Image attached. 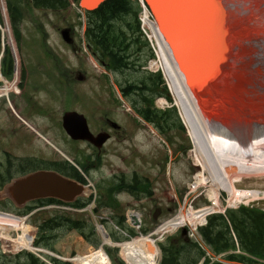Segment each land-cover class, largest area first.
I'll return each instance as SVG.
<instances>
[{
  "label": "rangeland",
  "instance_id": "1",
  "mask_svg": "<svg viewBox=\"0 0 264 264\" xmlns=\"http://www.w3.org/2000/svg\"><path fill=\"white\" fill-rule=\"evenodd\" d=\"M232 5L234 7V20H237L238 25L242 26V35L232 52V60H230L228 66L229 78L233 79L241 76L242 83L238 86L232 85V87L227 82L225 83L227 86L223 83L227 93L225 96L227 110L231 112L226 110L220 112L225 118L223 120L214 111L210 113V117L217 121L221 130H227L235 135L250 136L252 135L249 134L251 131L264 127V0H233ZM35 13L37 15L29 14L30 17L23 27L24 39L21 49L17 48L11 32L5 38L7 44L10 43L16 48L19 69L18 74L13 79L15 85L11 83L10 91L4 93V97L9 96L6 103L4 100L0 105V163L6 160L7 153L11 154L13 159L15 157H36L38 160L62 161L63 159L73 162L76 161L75 159L84 161V157H97L98 150L84 142L71 141L62 127L64 113L66 111H78L91 120L94 132L101 129L112 131L104 121L107 118L121 126L114 139L99 153L103 157L102 164L101 162L97 164L90 157V162L93 163L94 168L87 174L85 173V177L92 186L91 192L93 191L94 197L97 196L99 200L105 198L106 201H109L108 195L110 194L111 184L124 180L123 175L125 177L129 176V180L135 184L137 182L133 179L135 175L142 177V182H145L148 186L147 190L142 188V192L150 191L151 196L136 200L129 194L122 193L118 196V202H120L118 209L101 207L98 215L92 212L93 208H86L82 212L76 211L78 215L67 210L70 215H77L76 217L85 220L92 219L95 224H100L99 220H101V224L104 225L111 238V240L108 238L107 233H104L103 236L100 230L97 229V237L101 239L102 248H96L88 239L80 235L72 241V232L65 234L63 229H59L53 233L54 236L50 239L57 248V253L48 249L46 250L51 252V255L44 250H34L32 253L46 261H49V257L56 258L55 255L60 256L57 257L59 260L68 261L69 258L58 254L60 249L65 251L66 255L75 256L72 257V264H114L109 252H111V249H117L119 251L118 258L129 264L123 246L128 242L141 238L143 233L127 220L124 222V227L120 228L112 218L114 215H120V213L125 214L128 209H137L143 220L142 232L147 237L141 240L150 251L154 250V245L156 246L160 253L156 259L159 264L162 260V251L159 244L165 243L169 236L171 238L176 237L179 235L177 232L181 231L169 230V233L163 234V230L160 228L165 222L170 221L174 216H178L183 210V205H187V208H191L193 211L201 210L199 215L202 218H206L208 212H212L211 216L209 215L207 218L208 222L201 225L202 228L206 229L209 227L212 218L221 216L219 214H227L224 218L228 221L229 212L239 213L243 207L248 208L250 211H257V213L262 212L260 217L264 218L263 193L257 196L258 199H245L238 206L230 207L228 206L231 204L228 202L227 193L222 192V205L221 208H217L211 206L214 201L212 202L207 195L208 186H202L205 188L192 192L191 186L194 185L196 178L200 179L202 169L201 166L195 163L196 157L192 154L193 139H191V134H188L187 128L182 131L176 127L177 124L169 122L175 128L168 133H162L159 128L156 129V127L146 125L141 120L130 106L132 100L128 101L127 98H122L117 84V82L125 84L127 81H133L135 74L124 72L105 75L107 72L97 60L81 49L82 45L79 38L82 33V25L78 24L74 12H72V18H74L72 24L76 25V45L73 46L68 45L62 39L60 32L57 30L59 21L53 15L48 20L43 13L39 11ZM32 16L33 18L37 17L36 24L31 20ZM69 18L67 19L68 22ZM65 22L64 20L62 25H65ZM41 23H45L48 43L53 54L61 57L60 59L65 63L64 66L67 65L71 70H80L84 73L85 80L79 81L76 79L75 74L72 75V82L70 79L66 80L61 74V71L65 70L63 66L56 60L48 58L44 51L45 47L42 46V35L35 28V25ZM4 31H8V20H5ZM152 63H154L152 64L154 68L161 67L158 62L153 61ZM151 71L155 73L158 70L151 68ZM23 72L26 74L25 79L22 77ZM164 75L163 73V79L166 78ZM166 81L167 79H165L163 85L170 92V85ZM242 89L245 90V97L239 95V91ZM225 91L223 90V92ZM170 94L176 102L172 91ZM29 98H32V100H29ZM247 98L254 103L248 100L245 103L242 101ZM155 107L160 111H166L174 106L172 107L165 98L160 97L156 98ZM174 108L177 110L176 107ZM172 121L177 122L174 118ZM196 165L201 169L197 176L198 167ZM5 178L7 179V176ZM236 186L241 190L264 192V177H245L236 182ZM91 202L97 205L95 199ZM243 204L244 206H242ZM204 208L206 209L202 211ZM223 208H226V211L220 213L225 210ZM0 210L16 214L18 211L11 204L2 201L1 197ZM56 211L59 210L56 208L44 209L33 214L28 221L30 229L28 226L24 227V223L21 222L24 218L20 219L16 216L12 217L0 213V264H17V255L31 252L30 250L16 251L14 247L30 248L32 241L27 235L28 231L32 229L33 237H35L37 235V225L45 222ZM260 221L259 219L251 221V224L248 223L249 228L257 229L259 227L262 228L260 231H264V223ZM158 227L159 231L157 230ZM229 227L233 247L216 251L208 241L203 242L213 253L211 255L213 258L209 264L264 263V258L259 257L251 259L249 256H245L248 260L251 259L250 263H243L229 258L231 255L244 256L245 254L240 237L230 221ZM15 229H19V233L14 234L13 231L11 238L9 232ZM131 232L135 234L133 235ZM86 234L90 236V231ZM104 237L108 243H106ZM106 253L109 254L108 256L112 261Z\"/></svg>",
  "mask_w": 264,
  "mask_h": 264
},
{
  "label": "trees",
  "instance_id": "2",
  "mask_svg": "<svg viewBox=\"0 0 264 264\" xmlns=\"http://www.w3.org/2000/svg\"><path fill=\"white\" fill-rule=\"evenodd\" d=\"M7 3L12 27L18 41L21 40L20 24L28 10L32 11L37 8L43 12H53L55 15H63L70 7L69 0H7ZM140 10L139 5L133 0H107L99 9L89 13L91 19L88 25V44L92 53L101 60V63L107 69L115 72L131 71V73L135 74L133 81H127V83L120 85L125 98L129 101L132 100L133 108L147 122L159 128L162 133H168L175 128L169 122L177 124L176 127L178 129L185 131L174 107L166 111H160L155 107V100L159 96H165L171 101L168 90L163 85L161 74L139 71L140 64L143 61L138 63L137 57L144 48L146 50L147 46V43L142 40L140 30ZM37 28H39L45 41L46 31L43 24L38 25ZM56 59L58 62L59 58L56 57ZM2 66L4 74L11 78L14 73V58L9 48L6 49L2 59ZM137 71H139L138 74H136ZM62 74H64V77H67L69 72L63 70ZM173 118L177 121L176 123L172 121ZM38 162L47 163L48 166L52 165V167L67 173L71 177L83 178L81 172L68 161L47 162L39 160ZM77 162L84 171L88 172L87 164L85 166L84 162L79 160ZM6 172H8V177L13 173L10 168L4 174ZM133 179L137 181L135 191L138 198H141L143 194L151 196L149 191L142 192V188L144 190L148 189L145 182H142V177L135 175ZM3 180L5 178L1 181ZM129 181L131 180L126 179L124 176L122 182ZM115 188L114 183L111 184L110 191H114ZM256 213L257 211H250L248 208L243 207L239 213L229 212L228 221L223 215L216 216L210 220V225L207 229L203 228V234L216 251L227 250L234 246L230 234V221L240 237L241 245L244 246L243 250L256 257L264 258V231H260L262 228L259 227L257 229H250L248 226V223L251 224V221H257L258 219L261 220V223H264V218L260 217L262 212L257 213L259 215ZM59 229L66 230V233H68L67 231L72 232V241L80 235L88 239L95 247L101 243V239L97 237L96 228L92 221L73 219L70 215H55L40 224L37 244L56 251L57 248L50 239L54 236L52 234ZM89 231L90 236L86 234ZM160 246L163 251L161 264H197L204 254L203 251L195 248L191 242L183 237H170L165 243L160 244ZM58 252L66 255L63 250L59 249ZM117 252V249H111V252H109L113 258V263L125 264L124 261L118 258ZM16 258L18 259L17 264H44L29 252L17 255ZM229 258L238 261H251V259L248 260L245 256L231 255ZM53 261L55 264H72L59 259H53Z\"/></svg>",
  "mask_w": 264,
  "mask_h": 264
},
{
  "label": "bare ground",
  "instance_id": "3",
  "mask_svg": "<svg viewBox=\"0 0 264 264\" xmlns=\"http://www.w3.org/2000/svg\"><path fill=\"white\" fill-rule=\"evenodd\" d=\"M231 3H233V0H231ZM145 20L146 24L150 26L151 38L156 45L158 62L170 85V92L172 91L173 97L176 100V102L173 100L172 104L178 108L188 134H191V139H193L192 154L196 157L195 163L201 166L202 169L201 177L200 179H197L196 176L201 169L196 165L198 167V172L195 176V183L191 186V191L197 192L199 189L205 188L202 186H208L207 195L212 202L214 201L211 206L217 208H221L222 205V192L227 193L228 202L231 204L228 206L232 207L238 206L245 199H258L257 196H260L261 193L264 194V192H252L251 190L247 191L245 189H238L236 182L241 181L245 177H264V132L255 135L257 131H260V129H255L249 133L252 134L250 136H240L235 134L228 136L230 132L227 130H221L217 121L212 119L210 113H207L203 109L197 96L190 89L185 74L182 71L181 66L176 62L162 33L148 18ZM241 35L242 33L240 34V37L235 35L234 42H237L235 39L238 37L237 40L239 42ZM230 45L232 50L237 46V44H234L233 42ZM216 46L217 43H214V47ZM230 60H232L231 56ZM217 63L221 66V62L217 61ZM217 71L220 72L218 78L213 80L216 91L213 92V94L210 93L209 96L212 102L217 104V106L213 107L214 112H216L217 115L219 114L221 120H223L224 117L220 112L223 110L231 112L230 110H227V100H225L227 93L225 91L226 88L223 87V83L225 84L227 82L230 87H232V85L238 86V84L241 85L242 83V77L237 76L232 79L229 78L230 71L222 68L221 70L217 69ZM213 77L215 76H212V78ZM225 85L227 86V84ZM11 87L12 84H7L3 87L4 92L10 91ZM223 90L225 92H223ZM239 92V95L246 96L244 89ZM227 97L229 98L228 95ZM249 98L253 99L251 97ZM249 98L243 99L242 101L244 103L247 102V100L251 102ZM229 123H231V121H229ZM259 144L262 145L253 148ZM182 209V212L177 217L161 226L160 229H162L163 232H166L170 228L174 229L180 227L186 223H190L192 226H197L198 223L206 220V218H202V216L199 215L201 210L193 211L191 208L188 209L187 205H183ZM205 209L206 208L202 209V211ZM20 219L23 218L21 217ZM25 220L26 219L24 218L21 222L24 223V227H27L28 225ZM12 231L13 230L9 232L10 235ZM101 232L103 236L104 233H106L105 229L102 227ZM142 238L145 239L147 237L141 236V238L128 242L123 246L127 261L129 264H158L156 259L158 258L157 255L160 254L159 250L154 245V250L150 251L141 240ZM104 240L108 243L105 237Z\"/></svg>",
  "mask_w": 264,
  "mask_h": 264
},
{
  "label": "water",
  "instance_id": "4",
  "mask_svg": "<svg viewBox=\"0 0 264 264\" xmlns=\"http://www.w3.org/2000/svg\"><path fill=\"white\" fill-rule=\"evenodd\" d=\"M105 0H81L88 10ZM157 26L167 41L176 62L181 66L188 85L207 113L214 111L215 102L209 94L216 91L213 80L217 69L228 71L231 43H238L242 26L234 20L231 0H146ZM232 11V12H231ZM236 19V18H235ZM214 43L217 46L214 47ZM217 61L221 62V66ZM212 76H215L212 78ZM83 79V77H79ZM65 130L74 139H88L101 147L106 138L91 133L87 119L75 112L63 118ZM264 132V127L255 135ZM228 136H232L231 133ZM9 196L18 206L33 199L53 197L74 201L87 194V186L54 170H39L19 177L9 185ZM186 231H184L185 233Z\"/></svg>",
  "mask_w": 264,
  "mask_h": 264
},
{
  "label": "flooded vegetation",
  "instance_id": "5",
  "mask_svg": "<svg viewBox=\"0 0 264 264\" xmlns=\"http://www.w3.org/2000/svg\"><path fill=\"white\" fill-rule=\"evenodd\" d=\"M106 122L110 123L109 119H106ZM111 125H112V123H111ZM114 132L118 133L117 131H114ZM0 165H1L0 169H6L10 166L15 167V166H17V161H12V160L6 158L5 162L0 163Z\"/></svg>",
  "mask_w": 264,
  "mask_h": 264
}]
</instances>
